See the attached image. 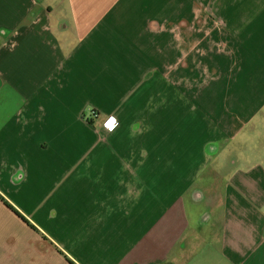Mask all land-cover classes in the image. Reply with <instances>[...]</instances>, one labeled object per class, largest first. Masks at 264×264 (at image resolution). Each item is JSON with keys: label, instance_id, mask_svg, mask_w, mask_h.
<instances>
[{"label": "crops", "instance_id": "0c3cea01", "mask_svg": "<svg viewBox=\"0 0 264 264\" xmlns=\"http://www.w3.org/2000/svg\"><path fill=\"white\" fill-rule=\"evenodd\" d=\"M0 264H264V0H0Z\"/></svg>", "mask_w": 264, "mask_h": 264}, {"label": "rangeland", "instance_id": "374dc122", "mask_svg": "<svg viewBox=\"0 0 264 264\" xmlns=\"http://www.w3.org/2000/svg\"><path fill=\"white\" fill-rule=\"evenodd\" d=\"M184 67H185V70H186V72H185V70H184ZM184 67H182L181 68V73L184 75L185 73H186V75H184L183 76V79H182V81L180 82L181 83V88H182V85H189V86H193V85H195L196 86V89L194 88V89H192V92H199V91H203L204 90V80H203V74H202V72H200V70L198 69L197 70V76H196V81H194L193 79H194V75L192 74V73H190L189 72V70H187L188 69V66L186 67V66H184ZM204 68V65L202 66V69ZM181 88H177V87H174V88H172V89H174L175 91L176 90H180L181 91ZM166 91H168V83L166 82ZM182 92H188L187 90H183L182 89ZM183 100V99H182ZM169 103H167V105H168ZM198 105H199V103H198ZM97 114V113H96ZM87 117L90 119V118H92V116H91V111H90V113L89 114H87ZM110 120V119H109ZM106 125H108V124H106Z\"/></svg>", "mask_w": 264, "mask_h": 264}, {"label": "built area", "instance_id": "2783aa9c", "mask_svg": "<svg viewBox=\"0 0 264 264\" xmlns=\"http://www.w3.org/2000/svg\"><path fill=\"white\" fill-rule=\"evenodd\" d=\"M92 116H93L94 118H97V117H98V114L93 113ZM109 123H110V120H108V121L106 122V124H109Z\"/></svg>", "mask_w": 264, "mask_h": 264}, {"label": "snow or ice", "instance_id": "6c2138e0", "mask_svg": "<svg viewBox=\"0 0 264 264\" xmlns=\"http://www.w3.org/2000/svg\"><path fill=\"white\" fill-rule=\"evenodd\" d=\"M112 123H114V122H110V123H109V126H111Z\"/></svg>", "mask_w": 264, "mask_h": 264}]
</instances>
